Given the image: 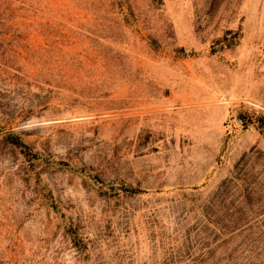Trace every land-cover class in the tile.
I'll list each match as a JSON object with an SVG mask.
<instances>
[{"label": "rangeland", "instance_id": "rangeland-1", "mask_svg": "<svg viewBox=\"0 0 264 264\" xmlns=\"http://www.w3.org/2000/svg\"><path fill=\"white\" fill-rule=\"evenodd\" d=\"M0 264H264V0H0Z\"/></svg>", "mask_w": 264, "mask_h": 264}]
</instances>
